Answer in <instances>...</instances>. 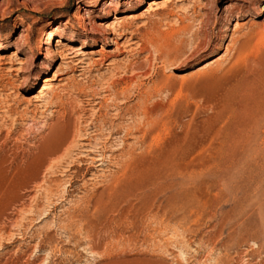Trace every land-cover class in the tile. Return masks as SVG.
Instances as JSON below:
<instances>
[{"label":"rangeland","instance_id":"rangeland-1","mask_svg":"<svg viewBox=\"0 0 264 264\" xmlns=\"http://www.w3.org/2000/svg\"><path fill=\"white\" fill-rule=\"evenodd\" d=\"M106 1L0 0V162L75 140L2 212L0 264H264V0H121L120 50L87 38Z\"/></svg>","mask_w":264,"mask_h":264},{"label":"bare ground","instance_id":"bare-ground-1","mask_svg":"<svg viewBox=\"0 0 264 264\" xmlns=\"http://www.w3.org/2000/svg\"><path fill=\"white\" fill-rule=\"evenodd\" d=\"M134 1L135 0H128L126 1L127 2V6H129L130 4H134ZM107 3L104 5V7L101 9L102 12L105 14V18H107L108 15L112 14V12H114V20L116 21H113L112 23H102V22H98V23H95L94 26H92V28L95 30V35L94 34H91L89 35L87 38H92L93 41L91 42H95L97 43L98 42V37H96V33H101L100 35L102 36V39L101 40V44H99L100 47H105V46H111V45H114L116 46L117 49H119L120 45H119V39L121 36H123L126 32V30L130 29L129 27V21L132 19V16L133 15H129L128 17H121L120 14H122V12H126L127 11V7H125V3H121V0H107L106 1ZM147 2V8H146V11H151L157 7H159L160 5H164V4H168L169 3V0H148L146 1ZM96 5V4H95ZM81 18V21H80V26L83 27V28H87V25L89 24V14H81L79 16ZM103 18V19H105ZM93 23V22H92ZM132 25V24H131ZM91 28V27H90ZM55 36V34L53 32H50V35H49V40L46 41V44L49 45V48L46 46V47H43L42 45L40 46V49H45L46 51L50 50L51 53H50V56H49V60L48 62L49 63H53L55 62V59H56V56L60 55V57L62 59H70V54H72V52L70 51L71 49L68 48V47H65L64 45H58L57 43L54 45L53 41H55V39H53V37ZM86 39H83V42H85ZM105 42V43H103ZM9 45L5 44V43H1L0 44V65L2 64V61L4 60V56L2 55V51L8 47ZM50 47H60V51H59V54L58 53H55L54 52V49H51ZM88 47H91V45H85V44H82V46H79L77 47L79 50L82 49V48H88ZM120 50V49H119ZM86 53V52H85ZM88 55H91L92 54V51L91 52H87ZM100 54V56L102 57L103 56V52L101 53H98ZM86 55V54H85ZM95 59V58H94ZM100 59V58H98ZM68 61V60H67ZM57 75L58 76V69H56L53 73V76ZM52 80H53V77H50L49 75H47L46 77H44V82L43 84L41 85L40 87V90L38 91V94L40 96H43L48 90H50L52 88ZM60 80H63L62 78ZM112 80V79H111ZM132 82V80H131ZM125 84H128V81L125 82ZM131 86V85H130ZM126 89V88H125ZM107 93V92H106ZM109 97V96H108ZM145 102V101H144ZM111 105V104H110ZM142 105V104H141ZM138 106V105H137ZM136 109V107H135ZM128 110V109H127ZM129 111V110H128ZM128 111L126 114H128ZM136 116H141L142 115V121H138L137 119H135V122L132 126H130L128 128V132L132 131L131 129L132 128H136V131H135V138L134 140H136L138 143H142L144 144L145 141H147V139L145 140V132L148 131L149 129H151L150 132H152L153 130V126L152 128H148L145 132H144V126L145 124H154V120L152 118V116L154 115L153 114V111L151 110H142V111H132ZM130 113V111H129ZM106 115V114H105ZM131 115V114H130ZM133 118V117H132ZM132 122V123H133ZM156 124H157V121H156ZM155 126V125H154ZM62 127V126H61ZM64 127V126H63ZM61 129V128H60ZM58 130V128H57ZM119 130V129H118ZM123 130V129H122ZM63 131V130H62ZM126 131V133H127ZM108 132V131H107ZM116 132V131H115ZM120 132V131H119ZM125 132V131H124ZM125 133V135H127ZM148 133V132H147ZM109 134V133H108ZM117 134V133H116ZM130 134V133H129ZM134 134V133H133ZM150 134V133H148ZM56 135V134H55ZM110 135V134H109ZM115 135V134H114ZM113 135V136H114ZM54 136V135H53ZM57 136V135H56ZM74 136V135H73ZM70 137V134L66 131L65 133L63 134H60V136L58 137L57 141L55 140V144L53 145L51 140H50V143L53 145L51 148L49 146V144H46V143H49V142H46L45 144L48 145L47 146H44L46 147L43 151L40 152V154L38 153V155L35 156V159L32 160L33 158H31V160L29 159L28 161H25L23 162L21 159H19V162L12 160V162H10V165L7 167V164L8 162H6L7 160H3L0 162V217L3 215L2 212L5 210L6 206L11 202L10 200H13L14 198H12V196L17 192V190L21 189V188H25L30 182H36L38 179H39V174L42 170H45L46 167L50 168L48 165H50V163L56 158V156L67 150L66 147L69 146V144L73 142V138L74 137ZM106 137V136H105ZM109 138V136H107ZM112 137V136H110ZM122 138V137H121ZM126 138V137H125ZM123 140V143H127L128 142V139L126 138ZM129 138V137H128ZM133 139V138H132ZM75 141V140H74ZM108 141V140H107ZM129 142H130V139H129ZM136 143V142H135ZM44 144V143H43ZM50 144V145H51ZM148 144V143H147ZM89 145V144H88ZM145 145V144H144ZM147 146V145H146ZM149 146V144H148ZM123 147V145H122ZM126 149V147H123ZM135 148V147H134ZM142 148V146H141ZM112 149V148H111ZM42 150V149H40ZM63 150V151H62ZM92 150V149H91ZM122 150V149H121ZM120 150V151H121ZM129 150V149H128ZM144 150V149H143ZM146 150V149H145ZM72 151V150H71ZM86 151V150H85ZM92 152V151H91ZM132 155L133 154V150L132 148H130L129 151H124V155ZM135 154V153H134ZM171 154V153H170ZM60 155V154H59ZM58 155V156H59ZM147 155V154H146ZM159 155V154H158ZM162 155V154H161ZM160 155V156H161ZM163 155L167 156V158L164 160L163 158L160 159V161H163L162 163L165 164L167 162V164L171 163L170 160H168V155L164 154ZM135 156V155H133ZM172 156V155H171ZM174 156V155H173ZM124 157V156H123ZM136 157V156H135ZM135 157H131L130 156V159L131 158H135ZM16 158V157H15ZM58 158V157H57ZM88 158V157H87ZM171 157L169 156V159ZM28 159V158H27ZM101 159V158H100ZM129 159V160H130ZM174 159V157H173ZM18 160V159H17ZM21 160V162H20ZM135 160V159H133ZM150 158L147 160L149 161ZM157 160V159H156ZM94 161V159L92 160ZM144 161V160H143ZM153 161V159L151 160ZM155 161V160H154ZM160 161H155V162H160ZM23 162V163H22ZM142 163V160L140 161ZM139 162V163H140ZM145 162V163H144ZM143 162V166L145 164L146 166V160ZM154 162V163H155ZM7 163V164H6ZM53 163V162H52ZM51 163V164H52ZM128 162H126V164L124 163V165H128L127 164ZM131 163H132V159H131ZM138 163V164H139ZM140 163V164H141ZM151 162L148 163V165H150ZM161 163V162H160ZM161 163V164H162ZM6 164V166H5ZM93 164V163H92ZM135 164V163H134ZM137 164V162H136ZM153 164V163H152ZM162 164V165H163ZM122 165V166H124ZM157 165V164H156ZM154 165V166H156ZM161 165V167H162ZM174 165V163H173ZM136 166V165H135ZM141 166V165H140ZM142 166V167H143ZM144 166V167H145ZM159 165H157V168H158ZM172 166V165H171ZM126 167V166H125ZM137 167V166H136ZM134 167V168H136ZM153 167V166H152ZM176 167V166H175ZM128 168V167H127ZM126 168V169H127ZM133 168V167H132ZM138 168V167H137ZM47 169V168H46ZM129 169H130V165H129ZM127 169V171L129 170ZM151 169V168H150ZM175 169V168H174ZM48 170V169H47ZM149 171V170H148ZM150 171H157V170H150ZM158 171H161V168L160 170ZM123 172V171H122ZM130 173V172H128ZM132 173V172H131ZM150 173V172H149ZM162 173V172H161ZM160 173V174H161ZM167 173V172H166ZM135 174V173H134ZM145 174V173H144ZM144 174H143V177H144ZM152 174V173H151ZM146 175H150V174H146ZM145 175V177H147ZM153 175H154V172H153ZM172 175V174H171ZM136 176V175H135ZM138 176V174H137ZM136 176V177H137ZM141 176V174H140ZM138 176V177H140ZM151 176V175H150ZM155 176H157L155 174ZM165 176V175H163ZM170 176V175H169ZM117 177V176H116ZM154 177V176H153ZM160 177V176H159ZM44 178V177H43ZM151 178V177H150ZM158 178V176H157ZM165 178V177H164ZM156 179V178H155ZM154 179V180H155ZM168 179V178H167ZM166 179V180H167ZM161 180V179H160ZM159 180V182H160ZM158 181V180H157ZM162 181V180H161ZM168 182V181H167ZM160 183H163V182H160ZM165 184V183H164ZM163 184V185H164ZM162 186V185H161ZM169 187V186H168ZM172 187V186H171ZM4 197L8 198V200L6 199H3ZM18 197V196H17ZM12 198V199H11ZM9 201V202H8ZM14 201V200H13ZM158 213V212H157ZM154 218L157 217V215H153ZM160 217V216H159ZM157 219V218H156ZM1 220V218H0Z\"/></svg>","mask_w":264,"mask_h":264}]
</instances>
